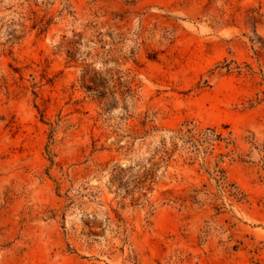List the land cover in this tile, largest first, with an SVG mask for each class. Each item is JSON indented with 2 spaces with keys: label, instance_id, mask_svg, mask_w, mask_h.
<instances>
[{
  "label": "rangeland",
  "instance_id": "obj_1",
  "mask_svg": "<svg viewBox=\"0 0 264 264\" xmlns=\"http://www.w3.org/2000/svg\"><path fill=\"white\" fill-rule=\"evenodd\" d=\"M0 264H264V0H0Z\"/></svg>",
  "mask_w": 264,
  "mask_h": 264
},
{
  "label": "trees",
  "instance_id": "obj_2",
  "mask_svg": "<svg viewBox=\"0 0 264 264\" xmlns=\"http://www.w3.org/2000/svg\"><path fill=\"white\" fill-rule=\"evenodd\" d=\"M30 2V0H28ZM40 0H35L36 4ZM44 19L34 22V27L39 24H44L42 29H45L48 24H50L51 19L43 22ZM11 37L19 38L15 32H12ZM88 88H91L88 86ZM189 124V123H188ZM230 124H224L225 128H228ZM233 130H230L228 134L224 131L219 130L216 125H209L205 128H200L197 125L188 126L186 129H181L180 137L185 143L189 144L192 148V152L195 155L205 152L207 154H213L217 146H220L223 142L226 143V147L233 145L231 150L227 152L220 151L217 155L216 168H215V178L221 189V191L226 192L231 198L237 201H244L247 199V194L240 188V186L229 179L225 167L222 166V162L225 161L227 156H231L237 151V139L233 137Z\"/></svg>",
  "mask_w": 264,
  "mask_h": 264
}]
</instances>
